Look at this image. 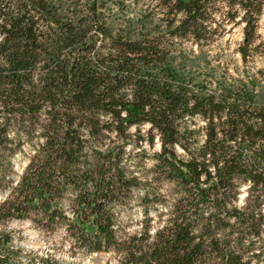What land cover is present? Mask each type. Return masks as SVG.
Returning <instances> with one entry per match:
<instances>
[{"label":"trees","instance_id":"1","mask_svg":"<svg viewBox=\"0 0 264 264\" xmlns=\"http://www.w3.org/2000/svg\"><path fill=\"white\" fill-rule=\"evenodd\" d=\"M215 1L0 0V264H59L18 245L17 221L62 231L71 252H113L124 264H250L257 241L264 251L255 81L201 76L179 57L183 41L208 40ZM227 4L247 16L255 8ZM243 22L249 44L255 27ZM155 136L153 174L170 203L124 162L126 146L152 147ZM24 147L33 154L17 175ZM135 193L143 217L125 235L118 213Z\"/></svg>","mask_w":264,"mask_h":264},{"label":"rangeland","instance_id":"2","mask_svg":"<svg viewBox=\"0 0 264 264\" xmlns=\"http://www.w3.org/2000/svg\"><path fill=\"white\" fill-rule=\"evenodd\" d=\"M227 1L217 0L210 7L209 11L213 22L206 30V38L204 37L208 40L199 45L192 44L189 40L183 41L178 47L181 49L179 57L187 58L188 62H191L188 66L192 65V71L197 70L201 76L214 71L215 74L220 73V77H223L221 74L223 73L228 78L230 77L229 79L237 81L245 82L248 79H253L257 86L258 101L264 102V0H249L255 8L248 16L240 7H230ZM257 5L261 6L259 16L255 14ZM247 17L255 27L249 44L244 41L245 23L243 20ZM242 54L245 55V58ZM196 121L198 126L202 125L200 121ZM148 128L149 126H143L140 131V135L145 139L149 138ZM130 133L136 134L135 129H131ZM159 151V138L155 136L152 147L145 143L138 147L126 146L124 162L128 171L141 182L148 180V191L161 193L170 203L174 197L173 194H169L170 187L153 174L156 166L155 156ZM32 154L31 147H24L22 152L14 158L13 165L17 175H21ZM177 155L183 157V152L177 149ZM243 196L241 194L238 199V206L242 205ZM4 197L5 194L0 193V202ZM141 197L142 195L135 193L128 206L118 213L119 225L120 228H123L125 235H133L138 231L143 217ZM150 215L154 223L156 214L151 211ZM9 227L19 237L18 245L26 253L37 255L40 258L49 256L57 260L59 264H124L123 256L113 252L91 255L71 252L67 239L59 230L50 234L41 231L29 221L12 222ZM262 238L264 240V237ZM257 243V245H263V241H257ZM257 245L253 253L258 255L256 257L250 256V253L248 255L250 264H264V251ZM257 250L262 252L257 253Z\"/></svg>","mask_w":264,"mask_h":264}]
</instances>
